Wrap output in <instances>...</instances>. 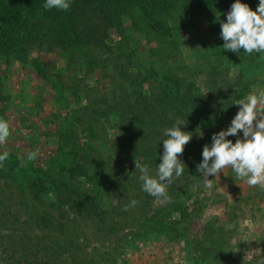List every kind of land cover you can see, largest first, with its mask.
<instances>
[{"label":"rangeland","instance_id":"rangeland-1","mask_svg":"<svg viewBox=\"0 0 264 264\" xmlns=\"http://www.w3.org/2000/svg\"><path fill=\"white\" fill-rule=\"evenodd\" d=\"M26 1L19 20L0 21V118L10 131L0 144V153H10L0 168V264H261L264 188L249 186L227 167L208 177L209 189L196 168L203 146L239 110L232 103L240 95L232 91L264 89L259 53L222 48L219 21L235 0H192L193 11L182 10L181 0H151L150 21L123 17L119 32L99 25L91 0H71L69 10L58 13L61 20H51L53 11L39 0ZM240 2L253 11L259 4ZM10 4L0 0L12 16ZM163 22L173 33L160 30ZM87 38L98 46L82 45ZM145 72L168 81L180 99L193 95L209 106L178 155L186 169L168 186L170 201L130 179L139 174L130 163L143 162L144 153L160 158L166 138L152 144L137 136L140 151L127 163L122 151L131 142L121 146L116 129L112 100L120 85L130 95L125 106L155 94L153 79L139 84ZM237 138L243 133L226 137ZM151 145L159 149L148 153ZM78 150L84 158L75 159L87 162L88 171L65 179L62 167ZM31 152L37 155L29 161ZM132 200L138 203L131 206Z\"/></svg>","mask_w":264,"mask_h":264},{"label":"clouds","instance_id":"clouds-1","mask_svg":"<svg viewBox=\"0 0 264 264\" xmlns=\"http://www.w3.org/2000/svg\"><path fill=\"white\" fill-rule=\"evenodd\" d=\"M70 6L71 0H45L43 4L45 10L54 8L68 11ZM219 23L224 50L239 53L242 48L245 54L259 53L260 59H264V0H259L255 11L240 0H235L227 12L226 21ZM232 104L239 106L238 112L226 130L212 135L210 146H203L202 161L196 166L197 172L209 189L213 187V179L208 177H219V173L227 167H231L237 179L245 180L249 186L259 185L264 188V89L235 99ZM182 125H186V121L177 120L172 127L164 129L167 138L163 140V154L160 156L161 162L156 165L155 175L150 173L147 164L134 160L142 190L155 198L170 201L167 188L174 176L179 177L184 172L185 165L178 159V155L183 154L184 146L191 140L192 135L182 131ZM238 132L243 133L242 139L237 138L235 143L226 139L237 136ZM9 135V123L0 118V144L5 143ZM9 155L8 151L0 153V168L4 167ZM36 155V152H31L27 159L31 161ZM137 203L136 200L130 201L131 206ZM261 264H264V259Z\"/></svg>","mask_w":264,"mask_h":264},{"label":"trees","instance_id":"trees-1","mask_svg":"<svg viewBox=\"0 0 264 264\" xmlns=\"http://www.w3.org/2000/svg\"><path fill=\"white\" fill-rule=\"evenodd\" d=\"M13 6L10 7L14 13H12V16H9L8 13H6L4 10H2L0 7V21L3 20L5 17L13 18L15 17L16 20H19V16L26 13L28 10V1L26 0H12ZM40 3L43 5L45 0H39ZM93 1L92 6L94 8L95 17L100 22L99 25H101L102 28L106 29H112L116 31H120L122 28V20L123 17H129L133 19L132 23L135 24L136 17L141 18V23L144 25L145 22L150 21L151 13V7H152V1L151 0H91ZM184 1L183 9L182 10H189L193 11L195 6H193L192 0H181ZM219 2L223 4L222 0H214V2ZM195 5V4H194ZM53 12L51 13V20H61L59 19L58 13H61V10L57 9H51ZM50 10V11H51ZM28 15V14H27ZM164 18H166V14H163ZM183 17V14H181ZM145 19V20H144ZM147 20V21H146ZM24 21L26 22L25 18ZM165 26L162 28L160 26V30L165 33H173L172 29L167 27V22H163ZM162 23V24H163ZM161 24V25H162ZM76 27V26H74ZM158 27V26H157ZM98 29V27H97ZM175 32V31H174ZM153 34V33H152ZM159 33L153 34L158 35ZM84 40V39H83ZM81 41L79 38L78 42ZM88 44L93 46H98L97 43L93 42L90 39H85L82 45ZM212 72V73H211ZM216 72V68H212L208 76L212 75L214 76V73ZM123 75V73H122ZM122 78V76H121ZM150 79H153L152 82H149V87L152 85L151 83H154L156 86V92L153 93V97H149L147 102L141 103L140 106H136V104H129L127 106L124 105V102L126 101V97H130V95L126 92V88H122L120 85V91L117 94V97L112 100V106L113 110H115L116 114L118 115L117 123H116V129L119 131V144L121 146H125L126 142H131L127 145V150H124L122 152L127 151V153L123 154L122 157L125 159L128 157V155H133V153H137L140 151V145H139V137L143 141H147L148 143L152 144L156 142V139L158 136H164V129L172 127L177 120H185L186 125L181 126L182 131L190 132L191 135L194 136V134L198 133V123L200 121V116L203 114L205 110L209 109V106L205 104L203 98L194 97L191 95L189 97V100H183L180 99L181 97L177 96V92L171 90L170 86L167 84L168 81H166L163 78H153V74L151 72H145L143 74L141 80L139 81V84L141 83H147ZM177 80H180V82H187L184 78L178 77ZM236 83H238V79H236ZM177 84V81L174 82ZM189 84H191L189 82ZM239 85V84H237ZM183 88V87H181ZM180 88V89H181ZM229 88L232 89V85H229ZM123 89V90H121ZM179 89V90H180ZM245 89V90H244ZM189 91V90H185ZM246 88L240 87L239 90L235 91L233 90L232 93H238L240 95V98H243L245 96ZM141 93V92H139ZM191 93V92H190ZM149 94V92H148ZM234 94V95H235ZM180 96V94H179ZM182 98H185V94H181ZM201 96V95H200ZM105 99L102 100V102ZM140 101V100H139ZM136 102H138V99H136ZM139 103V102H138ZM139 105V104H138ZM230 113L231 110L226 109ZM101 114H104L106 112V108H102L100 110ZM163 113L161 117H163L160 121V117L158 118L159 113ZM98 113L97 110L95 111V114ZM229 115V114H228ZM197 125V126H196ZM198 127V128H197ZM134 136V137H133ZM132 137V139H131ZM151 140V141H150ZM193 140V138H191ZM65 141V140H64ZM161 142V141H160ZM138 143V144H137ZM68 145V142L66 140V144ZM189 144H186L187 147ZM193 147V145H191ZM156 149H159L157 145H151L149 147L148 153L151 151H154ZM198 148H193L194 153H199ZM80 153V150L77 151V153L73 154L71 164L69 167H62L61 174H67L65 179L75 178L78 175H85L87 173L86 163L83 161H77L75 157H82L84 158ZM146 159L143 162H140L142 164H147L150 167H153V169L156 170V164L158 161H160V158L155 157H149L152 156V153L145 154ZM190 159V158H188ZM127 163L128 159H126ZM133 166V170L135 171V164L130 163ZM189 166H187L188 168ZM186 169V167H184ZM152 175H155V172H151ZM139 174L136 176H132L130 179L133 180V182H140L138 179ZM160 224V222H159ZM165 227V226H163ZM166 228V227H165ZM158 229L164 230V228L158 227Z\"/></svg>","mask_w":264,"mask_h":264}]
</instances>
